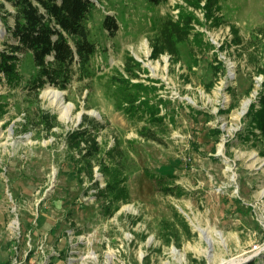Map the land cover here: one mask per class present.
<instances>
[{
  "label": "rangeland",
  "instance_id": "rangeland-1",
  "mask_svg": "<svg viewBox=\"0 0 264 264\" xmlns=\"http://www.w3.org/2000/svg\"><path fill=\"white\" fill-rule=\"evenodd\" d=\"M94 1L104 51L91 78L38 98L0 80V264H264V0ZM42 112L61 126L48 133ZM84 116L102 126L94 181L63 137ZM112 177L106 205L92 186Z\"/></svg>",
  "mask_w": 264,
  "mask_h": 264
},
{
  "label": "trees",
  "instance_id": "trees-1",
  "mask_svg": "<svg viewBox=\"0 0 264 264\" xmlns=\"http://www.w3.org/2000/svg\"><path fill=\"white\" fill-rule=\"evenodd\" d=\"M101 1L103 0H98L100 4ZM124 1L106 0L108 5L113 7L121 5ZM138 1L158 8L169 0H126L132 3ZM6 3L11 4L13 12L6 9ZM101 6L94 0H0V8L4 12L1 19L9 36L3 41V47H0V80L4 79L9 85L22 83L29 95L38 98L46 83L66 89L75 72L80 73V78H91L96 56L104 51L93 33L97 12L101 11ZM121 6L125 8L128 5L124 2ZM9 17L14 20L13 25H9ZM181 21L177 23L178 27L181 24L185 26ZM98 27L102 33L114 37L119 31L118 17L102 15ZM166 38L170 42L169 36ZM254 108L255 106L251 109L250 117ZM256 113H253V119L263 122L261 115ZM39 124H43L48 133L61 126L57 117L48 112L40 114ZM101 127L94 120L84 116L77 128L63 136L71 157L75 159L79 156L87 162L88 169H85L92 181L94 179L91 161L101 152L97 140V132ZM145 136L152 141L163 142L154 133H147ZM166 177L171 178L173 175L163 174L157 177V180L166 182ZM117 183L112 177L104 189L94 184L92 187L97 190V201L110 205L115 197L118 198L115 194ZM175 188L176 186H170L164 190L173 195L176 194ZM125 197L124 195L123 198ZM76 206L79 208V204Z\"/></svg>",
  "mask_w": 264,
  "mask_h": 264
},
{
  "label": "bare ground",
  "instance_id": "bare-ground-1",
  "mask_svg": "<svg viewBox=\"0 0 264 264\" xmlns=\"http://www.w3.org/2000/svg\"><path fill=\"white\" fill-rule=\"evenodd\" d=\"M43 96L46 99L50 100L51 103L50 105H52L55 109H57V111L60 114L61 120H66V121L71 120L70 119L71 106L70 104L65 103L63 95L60 92L48 89L44 91ZM249 103H250L249 100L244 102L240 115H243L247 111Z\"/></svg>",
  "mask_w": 264,
  "mask_h": 264
}]
</instances>
